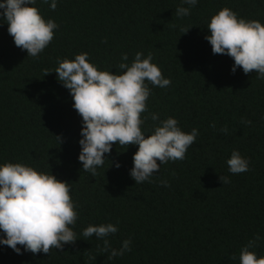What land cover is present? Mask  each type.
<instances>
[{
  "label": "trees",
  "instance_id": "obj_1",
  "mask_svg": "<svg viewBox=\"0 0 264 264\" xmlns=\"http://www.w3.org/2000/svg\"><path fill=\"white\" fill-rule=\"evenodd\" d=\"M32 6L59 28L31 57L0 24V164L28 165L67 182L77 205L70 227L78 240L48 254L18 245L20 255L0 245V264H239L241 248L257 234L262 239L251 250L264 256V79L255 70L233 73V58L213 54L205 39L212 16L223 8L264 24V0H199L194 7L181 0H59L55 11L37 0ZM180 6L191 14L177 17ZM181 27L192 29L185 34ZM85 52L98 70L113 74L122 55L130 64L136 53H151L171 84L146 81L151 94L142 130L150 134L158 123L153 113L177 119L185 133L199 130L185 159L161 164L151 183L136 184L129 174L134 145L114 144L95 176L83 171L82 117L54 71L58 59ZM45 69L53 73L45 76ZM233 150L249 159L250 171H228ZM220 175L231 182L223 185ZM107 223L119 229L107 238L111 247L131 239L130 252L109 258L103 240L82 236L90 224Z\"/></svg>",
  "mask_w": 264,
  "mask_h": 264
},
{
  "label": "clouds",
  "instance_id": "obj_2",
  "mask_svg": "<svg viewBox=\"0 0 264 264\" xmlns=\"http://www.w3.org/2000/svg\"><path fill=\"white\" fill-rule=\"evenodd\" d=\"M55 11L59 0H42ZM37 0H0V24L8 25V33L14 43L28 56L37 57L54 38L59 25L51 19L45 20L38 8ZM199 0H181V5L196 6ZM191 14L190 7H177L175 15L183 18ZM192 29V28H191ZM191 29L181 27L185 34ZM207 29L210 35L205 39L212 46L213 54L227 55L234 60L232 72L242 68L245 74L256 71L258 79H264V24L238 17L229 8H223L212 16ZM119 73L100 71L89 62L88 53H81L72 60L58 59L55 68L57 79L69 90L74 101L73 108L82 117L79 144V161L83 171L97 174L107 160L113 145L119 147L138 146L133 156L131 178L136 184L151 183V177L158 173L161 164L185 159L189 147L196 141L199 130L193 128L185 133L173 117L161 120L153 113L151 119L158 122L150 134L142 130L141 114L147 111L146 101L153 86L165 88L171 80L162 75L154 64L151 53L144 57L135 55L129 64L128 55L121 57ZM53 73L47 69L44 75ZM251 124V121H245ZM215 127V125H212ZM225 134L227 128L221 129ZM59 142L60 138L56 137ZM109 161V160H108ZM158 161L160 163H158ZM113 162H111L112 166ZM249 159L238 150H233L227 160L231 174L250 171ZM115 167L121 165L115 163ZM223 185L229 184L228 176L220 175ZM162 186L170 187L167 180ZM77 205L70 196V185L56 176L38 171L20 163L0 164V245L12 248L17 254L23 251L33 254H48L51 249L63 250L64 245L74 244L77 234L73 230L78 219ZM115 224L89 225L83 232L84 238L95 235L103 240L104 251L109 258L123 256L130 252L131 239L124 240L119 249L111 247L109 236L118 232ZM257 234L240 250L239 264H264V256H257L251 249L261 240ZM18 245L23 246V251ZM232 259H236L235 256Z\"/></svg>",
  "mask_w": 264,
  "mask_h": 264
}]
</instances>
